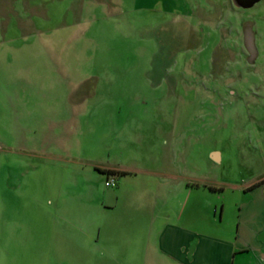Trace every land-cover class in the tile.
<instances>
[{
  "label": "rangeland",
  "instance_id": "rangeland-1",
  "mask_svg": "<svg viewBox=\"0 0 264 264\" xmlns=\"http://www.w3.org/2000/svg\"><path fill=\"white\" fill-rule=\"evenodd\" d=\"M88 158H172L233 213L228 184L264 176V0H0V194L25 208Z\"/></svg>",
  "mask_w": 264,
  "mask_h": 264
},
{
  "label": "crops",
  "instance_id": "crops-1",
  "mask_svg": "<svg viewBox=\"0 0 264 264\" xmlns=\"http://www.w3.org/2000/svg\"><path fill=\"white\" fill-rule=\"evenodd\" d=\"M206 157L222 162L218 150ZM88 160L73 180L35 185L25 208L0 194V264H264V176L228 184L241 194L230 213L221 182L165 168L172 158L142 170Z\"/></svg>",
  "mask_w": 264,
  "mask_h": 264
},
{
  "label": "flooded vegetation",
  "instance_id": "flooded-vegetation-1",
  "mask_svg": "<svg viewBox=\"0 0 264 264\" xmlns=\"http://www.w3.org/2000/svg\"><path fill=\"white\" fill-rule=\"evenodd\" d=\"M240 6H249L255 2V0H234Z\"/></svg>",
  "mask_w": 264,
  "mask_h": 264
},
{
  "label": "trees",
  "instance_id": "trees-1",
  "mask_svg": "<svg viewBox=\"0 0 264 264\" xmlns=\"http://www.w3.org/2000/svg\"><path fill=\"white\" fill-rule=\"evenodd\" d=\"M108 173H110L111 171H107ZM126 172H118V174H120V175H123V174H125ZM210 189H212V187H209Z\"/></svg>",
  "mask_w": 264,
  "mask_h": 264
},
{
  "label": "built area",
  "instance_id": "built-area-1",
  "mask_svg": "<svg viewBox=\"0 0 264 264\" xmlns=\"http://www.w3.org/2000/svg\"><path fill=\"white\" fill-rule=\"evenodd\" d=\"M107 184H108V185H110V184H114V179H111L110 181H108Z\"/></svg>",
  "mask_w": 264,
  "mask_h": 264
}]
</instances>
